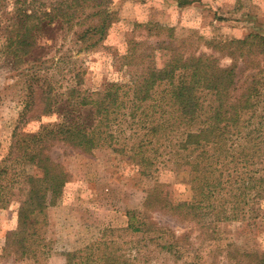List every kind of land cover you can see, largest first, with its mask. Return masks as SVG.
Masks as SVG:
<instances>
[{"label":"trees","instance_id":"trees-1","mask_svg":"<svg viewBox=\"0 0 264 264\" xmlns=\"http://www.w3.org/2000/svg\"><path fill=\"white\" fill-rule=\"evenodd\" d=\"M175 1L186 5L197 0ZM25 2L14 0V8L4 12V20L0 21L1 52L14 68L21 70V76L26 77L21 120L38 119L59 110L68 113L62 121L42 123L36 131L16 137L10 151L0 159V208L11 202L18 204L17 226L7 238V245H14L12 252L18 258L30 252L33 244L30 238L35 240L39 216L46 207L58 202L70 178L64 165L52 158V143L59 141L91 152L105 142L112 146L115 128L120 134L126 129L123 123L130 128L137 125L144 131L133 147L134 157L144 165V173L150 175L154 159L162 155L161 147L168 146L170 152L166 155L174 159L177 171L182 169L187 183L199 195L190 201L175 202L170 198V184L161 185L155 181L146 195V206L176 212L196 222L198 227L208 228L206 232L211 235L220 221L237 218L239 214L243 216L250 202L248 199L259 195L249 192L252 189L249 184H255L254 174L241 178L242 171L227 165L243 161L250 153L245 151L246 144H254L264 134V116L258 115L259 119L253 120L264 101L263 34L248 33L226 41L225 46L239 52L226 66L204 54L188 57L173 54L161 66L153 61L140 73L129 69L132 75L124 84L107 81L97 91H80L77 85H70L66 92L59 94L55 74L71 55L68 49L60 52L57 47L52 54L41 53V50L50 49L46 42H40L39 38H49L43 31L61 24L74 35L75 43L80 44L78 50L90 49L106 36L114 21V12L106 0H51L47 5H34L32 9L29 7L36 0ZM54 39L50 37L51 41ZM152 51L142 53L140 61L150 59ZM127 54L129 62L138 51L132 47ZM240 57L250 58V65H246L250 74L244 80L237 78ZM74 71L75 75L79 72L77 68ZM60 95H64V100L58 99ZM148 151L150 156L146 154ZM245 164L247 166L248 159ZM244 170L250 172L246 167ZM263 182L264 177L260 180ZM225 187L236 189V192L231 189L234 199H225L219 207L211 199ZM214 206L219 209L208 219ZM129 214L127 229L141 228L134 225V214ZM140 223L160 228L150 219L145 218ZM190 231L180 235L169 231L170 238L162 246L179 244ZM167 232L159 229L161 235ZM66 258L69 264L75 259L78 264H133L112 252L94 258L92 253L86 256L73 251L66 253ZM252 264H264V255L254 256Z\"/></svg>","mask_w":264,"mask_h":264},{"label":"rangeland","instance_id":"rangeland-1","mask_svg":"<svg viewBox=\"0 0 264 264\" xmlns=\"http://www.w3.org/2000/svg\"><path fill=\"white\" fill-rule=\"evenodd\" d=\"M50 1L36 0L29 8L47 5ZM106 1L115 18L104 39L94 47L78 50L80 44L75 43L74 35L61 24L43 31L49 38H39L41 43L50 45L49 50H41V53L52 54L57 47L60 52L68 49L71 55L55 74L59 94L66 92L70 85H77L80 91H97L107 81L124 84L132 75L129 69L137 74L148 64L155 62L161 66L173 54L182 57L204 54L226 66L239 53L234 47L225 46L226 41L248 33L264 35V0H197L186 5H179L175 0ZM14 6V0H0V21L4 20V12ZM2 32L0 29V34ZM50 37L56 39L51 41ZM1 43L0 40V159L10 151L16 137L36 131L42 123L62 121L68 113L59 110L38 119L21 120L26 77L8 62V57L1 52ZM132 47L138 54L127 62L126 56ZM151 51L150 59L140 61L142 53ZM249 59H238V79L244 80L250 74V70H246ZM259 60L262 63L261 57ZM58 99L64 100V95ZM258 115L264 116V101L254 121L259 119ZM262 121L264 126V118ZM123 125L126 126L123 133L116 128L113 130L112 146L105 142L91 152L59 141L52 143L50 154L68 170L69 181L58 202L46 207L39 216L35 240L30 238L31 250L22 258L12 252L14 245H7L9 233L17 226L18 204L11 202L0 208V264H69L66 253L73 251L86 256L92 253L94 258L112 252L133 264H252L254 256L264 255V188H258L264 186V182L260 183L264 177V134L254 144H246L245 151L250 153L243 161L227 165L242 171L241 178L253 173L255 184H249L252 188L249 192L259 195L248 199L243 216L239 214L237 218L220 221L211 235L206 232L208 228L198 227L196 222L176 212L146 206V195L155 181L170 184V198L175 202L190 201L199 195L187 183L182 169L177 171L174 159L166 155L170 152L168 146L161 147L162 155L154 159L150 175L144 173V165L134 157L133 150L144 131L137 125L131 128L127 123ZM146 154L150 156L151 152ZM241 165L250 172L246 173L244 167L240 169ZM231 189H221L211 200L219 207L225 199L231 201L234 199ZM219 207L210 210L208 219ZM130 212L136 220L134 225L141 228L127 229ZM145 218L168 230V234H159V227L141 226ZM189 230V236L182 238L179 244L162 246L171 231L180 235ZM75 261L71 264H78Z\"/></svg>","mask_w":264,"mask_h":264}]
</instances>
